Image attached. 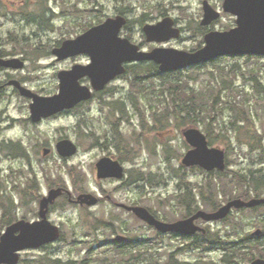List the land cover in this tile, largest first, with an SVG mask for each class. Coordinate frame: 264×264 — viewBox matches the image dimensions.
<instances>
[{
    "label": "rangeland",
    "instance_id": "1",
    "mask_svg": "<svg viewBox=\"0 0 264 264\" xmlns=\"http://www.w3.org/2000/svg\"><path fill=\"white\" fill-rule=\"evenodd\" d=\"M208 1L221 17L203 26L204 0H0V53L25 61L21 69L0 70V84L18 79L40 95L58 93L59 71L75 64L86 65L91 59L80 54L59 60L52 50L116 15L128 19L120 35L144 51L156 47L195 51L205 45L207 31L237 26V16L223 10L224 0ZM167 16L174 19L181 36L147 41L144 25ZM138 63L136 74L127 70L83 106L36 123L31 120V98L13 86L0 90V225L5 219L3 206L7 205L15 221L38 219L39 202L54 187L66 188L74 198L81 193L104 197L93 206L70 202L68 192L58 197L49 219L60 227V239L22 251L18 264H116L121 256L113 250L118 234L128 238L120 245L127 252L124 259L135 264H166L171 259L180 264H250L261 257L257 236L264 230V205L259 210L235 209L217 221L199 219L197 223L206 231L186 237L160 233L133 213L113 205L106 195L145 206L169 222L189 216L181 203L183 197L180 200L184 193H193L197 209L207 211L230 199L243 198L244 193L248 198L264 196V184L256 196L253 183L242 185L234 178L252 173L264 176V56H221L171 75L174 84L182 88L184 99L195 97L202 105L190 116L172 112V98L181 95L170 91L173 83L158 76V65L141 61L130 62L127 67ZM81 82L91 86L89 77ZM241 112L248 122L239 120ZM190 126L201 129L211 146L225 150L224 171L208 172L182 164L190 148L183 130ZM119 134L125 142L122 150L116 147ZM64 138L78 146L75 155L63 157L57 152L56 143ZM12 142L24 146L25 156L7 147ZM44 147L52 152L43 155ZM103 155L125 158L124 179L97 178L96 163ZM139 173L146 179L128 182ZM208 181L216 184L215 194L209 192ZM201 189L208 190L206 196L219 203L216 209L205 203ZM257 229L260 234H254ZM239 247L241 253L234 256ZM252 252L255 258L248 260Z\"/></svg>",
    "mask_w": 264,
    "mask_h": 264
},
{
    "label": "water",
    "instance_id": "2",
    "mask_svg": "<svg viewBox=\"0 0 264 264\" xmlns=\"http://www.w3.org/2000/svg\"><path fill=\"white\" fill-rule=\"evenodd\" d=\"M204 17L201 25L209 26L221 17V12L215 9L208 0L203 2ZM223 10L237 16V26L229 30H210L204 35L205 45L195 51H187L175 47H156L151 51L140 49L129 38L120 35L121 29L128 19L123 15L109 17L104 22L94 25L75 38H69L55 47L52 52L59 60L88 54L91 62L75 64L71 69L61 70L59 92L50 96L40 95L26 87L18 79H10L0 84V89L13 86L20 94L31 98V120L40 122L43 118L71 109L78 103L90 100L94 91H102L115 78L127 71V63L153 61L158 64L163 73L188 68L210 62L226 55H262L264 56V0H224ZM143 30L147 41L163 42L179 38L181 29L175 26L172 17L167 16L157 23H147ZM25 61L19 57H3L0 54V70L2 68L21 69ZM89 77L91 86L83 84L81 79ZM183 135L191 148L182 158L184 166H200L207 171L225 170L227 167L226 152L218 146H211L207 135L198 127L190 126L183 130ZM45 147L43 154L50 152ZM57 152L63 157L73 156L78 146L68 138L56 143ZM98 178H123L124 166L109 156L102 157L96 164ZM65 192L63 187L51 188L39 202V218L36 220L19 219L5 230L0 229V264H18L21 252L26 249L39 248L54 242L61 237V229L52 223L48 217L50 205ZM81 204L94 205L98 197L91 193H81L75 199ZM120 207L132 211L137 218L153 226L161 233H176L192 236L206 229L196 221L206 222L226 218L233 210L254 208L264 205V196L243 199H230L218 209L207 211L199 209L192 215L176 221H164L158 218L147 207L118 203ZM257 229L254 234H260ZM127 237L118 234L115 241H124ZM250 264H264V258L253 259Z\"/></svg>",
    "mask_w": 264,
    "mask_h": 264
},
{
    "label": "trees",
    "instance_id": "3",
    "mask_svg": "<svg viewBox=\"0 0 264 264\" xmlns=\"http://www.w3.org/2000/svg\"><path fill=\"white\" fill-rule=\"evenodd\" d=\"M139 64L140 63L135 64V66L133 65L134 67L133 66L128 67V70L130 72H134L136 74V72L134 71V68L139 66ZM180 71L181 70L173 71V72H169V73H162L160 71H157V74H158L159 77H163V78L166 79V80H163L164 82L169 80L171 83H173V85L171 87H169L170 91H172L173 93H179V95H181V97L179 96L180 99L179 98H175V97L172 98V105H173L172 112H179V113L186 112L187 115L190 116L192 114V112L196 111L198 106L201 107L202 105L198 104L197 98H195V97H186L184 99L183 96H182L183 95L182 88L180 86L175 85L173 80H171V78H170L171 75H173L174 73H178ZM136 77H138V75ZM165 110H168V106L165 107ZM239 120L240 121H244V122H248L249 121L247 115H245V113H243V112L240 113ZM118 143L119 144L125 143L120 134H119V137H118ZM7 147L10 150H12L13 153H15L17 155H20V156H25V152H26L25 148L20 142H17V143H13L12 142V143L8 144ZM256 173H258V172H256ZM234 178L236 179V181L239 184H242V185L246 184V183H249V184L253 183L254 184V190H255V192L258 193L256 196H260V193H259L260 192V188H262L261 185L264 184V176L263 175L252 173L250 177H248L246 175H238L237 177L234 176ZM145 179H146L145 176L142 173H139L138 177H131L128 180V182L129 183H133V182H136L138 180L142 181V180H145ZM215 185L216 184H213L211 181H208L206 183V186H207L209 192H211V194H213V192L215 194ZM208 190H206V191H208ZM206 191L202 190L200 192V196L204 199L205 203L207 202L209 205L211 203L212 209H216L219 206V203L216 204V202L214 201V198L207 197L206 195L208 193H206ZM182 197H183V199H182ZM242 197H243V199H250V198H248L249 197L248 194H245V193L243 194ZM180 200H181V203L186 206L187 215H191L192 211L198 208V201H197V199H196V197H195V195L193 193H190V194L184 193L181 196ZM260 207H255L254 209L255 210H259ZM3 209H4V218L5 219H3L2 225H0V226H3L4 224L10 225L11 223H13L15 221L13 216L11 215V206L10 205L9 206L8 205L7 206H3ZM197 235H199V234H197ZM261 237L264 238V230H263L261 235L257 236V240L259 242L257 244L258 245L257 251L260 253L261 257L264 258V248H261V246H262V244H264V242L262 241V239L260 241ZM134 243H135V245H138V246H142L143 245V242H134ZM113 250L116 252L117 255H121L119 257L120 260L116 264H127V262H129V261H130V263H128V264H135V262H132L131 260L124 259L125 257H123V253H127V252H126L125 248H123V246L115 245L113 247ZM239 250H241V247L236 248V250L233 252V255L234 256H236V255L238 256V254L241 253V251H239ZM129 252H131V251H129ZM253 258H255L254 252L251 253L250 257H248V260H251ZM52 264H61V263H60V261H53ZM82 264H89V263L83 261ZM166 264H180V263L178 261H173L171 259ZM236 264H239V261H236Z\"/></svg>",
    "mask_w": 264,
    "mask_h": 264
},
{
    "label": "flooded vegetation",
    "instance_id": "4",
    "mask_svg": "<svg viewBox=\"0 0 264 264\" xmlns=\"http://www.w3.org/2000/svg\"><path fill=\"white\" fill-rule=\"evenodd\" d=\"M1 54V53H0ZM2 55V54H1ZM3 57H4V55H2ZM85 78V77H84ZM83 79V78H82ZM91 81V80H90ZM3 89V88H2ZM1 90V89H0ZM95 92H98V91H94V94H95ZM94 97V96H93ZM92 99V98H91ZM90 99V100H91ZM87 101H89V100H87ZM87 101H83V102H80V103H78L76 106H74L73 108H71V109H67V110H64L63 112H68V111H72V110H74V109H76V108H78V107H80V106H83ZM60 113H62V112H60ZM59 114V113H58ZM55 115H57V114H55ZM54 116V115H53ZM184 136V135H183ZM185 138V137H184ZM186 140V139H185ZM188 143V142H187ZM210 143V142H209ZM189 144V143H188ZM211 145V144H210ZM123 146H125V145H123V144H117V149L119 148L120 150H122V148H123ZM45 148V147H44ZM43 148V149H44ZM49 148V147H48ZM190 148H191V146H190ZM189 148V149H190ZM51 149V148H50ZM188 149V150H189ZM52 152V149L50 150V152L49 153H51ZM78 152V151H77ZM76 152V153H77ZM48 153V154H49ZM75 153V154H76ZM48 154H46V155H48ZM74 154V155H75ZM44 155V154H43ZM105 156H109V157H111V158H113V159H115V160H119V162L124 166V170H125V176L127 175V169H126V167H125V165H124V157H122L121 159H119V158H116L115 156H113V155H103V156H101L100 157V159L102 158V157H105ZM128 158L129 157H126V160H128ZM99 159V160H100ZM98 160V161H99ZM97 161V162H98ZM97 164V163H96ZM186 167H188V166H186ZM190 167H199V168H202V167H200V166H190ZM227 168V167H226ZM202 169H204V168H202ZM205 170V169H204ZM207 171V170H206ZM212 171H221V170H212ZM212 171H208V172H212ZM224 171V170H223ZM96 172H97V166H96ZM96 175H97V173H96ZM125 176L123 177V178H114V177H107V178H101V179H117V180H122V179H124L125 178ZM98 178V177H97ZM98 179H100V178H98ZM78 197V196H77ZM98 197V202L96 203V204H94V205H97L98 203H100L103 199H104V197H102V196H97ZM69 200H70V202H72V203H74V204H81L80 202H77V201H75V199L76 198H74V197H72V196H69V198H68ZM106 199L108 200V201H110L113 205H116L118 208H120V209H124V210H126V211H128L127 209H125V208H123V207H120L119 205H118V203H120L118 200H116V198H115V196H113V195H110V194H108V195H106ZM57 200V199H56ZM122 203H124V202H122ZM127 204V203H126ZM81 205H84V204H81ZM87 205V204H86ZM129 205H132V204H129ZM51 206H52V204L50 205V209H51ZM89 206H93V205H89ZM262 206V205H261ZM259 207V206H258ZM50 209H49V212H48V217H49V213H50ZM199 209H197L196 211H198ZM195 211V212H196ZM128 212H130V213H133L132 211H128ZM152 212V211H151ZM195 212H192V214L193 213H195ZM134 214V213H133ZM191 214V215H192ZM135 215V214H134ZM190 216V215H189ZM188 217V216H187ZM199 220V219H198ZM197 220V221H198ZM196 221V222H197ZM156 229V228H155ZM158 231V230H157ZM161 233V232H160ZM199 233V232H198ZM198 233H196V234H198ZM163 234H167V233H163ZM169 234V233H168ZM173 234H176V233H173ZM196 234H194V235H196ZM177 235H182V234H177ZM194 235H192V236H194ZM183 236H185V235H183ZM127 237V236H126ZM187 237V236H186ZM126 242H128V238L126 239V240H124V241H114L113 242V244L114 245H122V244H125ZM133 242L134 241H131V243L133 244Z\"/></svg>",
    "mask_w": 264,
    "mask_h": 264
}]
</instances>
